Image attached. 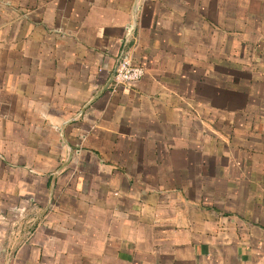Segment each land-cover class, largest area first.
<instances>
[{
  "label": "crops",
  "instance_id": "1",
  "mask_svg": "<svg viewBox=\"0 0 264 264\" xmlns=\"http://www.w3.org/2000/svg\"><path fill=\"white\" fill-rule=\"evenodd\" d=\"M0 264H264V0H0Z\"/></svg>",
  "mask_w": 264,
  "mask_h": 264
},
{
  "label": "rangeland",
  "instance_id": "2",
  "mask_svg": "<svg viewBox=\"0 0 264 264\" xmlns=\"http://www.w3.org/2000/svg\"><path fill=\"white\" fill-rule=\"evenodd\" d=\"M240 44H242V41H241ZM257 44H259V43H256V45ZM256 45L252 46V47H254L253 48L254 53L251 54V57H252V60L257 62V60H255V59H258V57L260 58V54L256 53V50L261 49L262 46L258 45L256 47V49H255ZM252 47H250V48H252ZM240 49H241L240 50V54H242L243 47H241ZM236 57H238V53H237ZM249 57H250V52H249ZM239 61H241V59L236 61V65L238 64V66H240V63H241ZM258 62H260V60H258ZM249 66L251 68H254L253 72L254 71L260 72L259 68L257 66H254L253 64H251ZM249 66H247V67H249ZM76 122H77V120H76ZM82 122H86V121H82ZM20 138L23 139L25 137H20ZM20 138H18V139H20ZM27 138H28V145H29L28 151L27 152H13L12 154H9V158L12 159L13 161H15L16 164H18L21 161H25L26 158L28 159L30 164H32V161H36V159H39V160L41 159L42 161H44V164H45V168H44V171H43L45 177L48 175V173H52L55 170H57V172H61V173L63 171L67 175H73L74 176V173H70V168H68V170H67V168H64V167L58 168V166H60L62 164H67L65 162L68 161V160L81 159V157H83V154L88 155V153H86V152H84L82 150V148L84 146V143L86 141L85 140V136H83V135L82 136H77V137L72 139V141L74 142L75 139L77 138V145L78 146L75 147L76 149H72L70 151L62 149L60 153L53 152V151H48L46 149L48 147V144L46 143L47 141L45 142V144H43L44 142L41 143V144H38L41 139H38L36 136H29ZM61 139H62V142L67 141V136L63 135L61 137ZM98 154H100L99 155L100 157L99 156L97 157L94 154H93V157L101 158L102 154L100 152H98ZM50 162L57 163V164H55L56 168H54L51 164H48ZM60 180H61V182L58 185H56L55 187H53V188H52V186H51V184L49 182L45 185V188H44V190H45V198H42V199H40L38 201L41 206H43V207L45 206L46 209H50L53 206V203L55 202V200H52L53 193L62 192V191H71L72 190L71 184L69 182V178H67V179L65 178V181L63 180V178H60ZM36 187L37 186H35L34 188H36ZM50 192H52L51 195H50ZM49 197L51 199H49ZM60 200H61V202L67 201L66 199H60ZM32 203H36V201H32V202L30 201L29 202L30 205H32Z\"/></svg>",
  "mask_w": 264,
  "mask_h": 264
},
{
  "label": "built area",
  "instance_id": "3",
  "mask_svg": "<svg viewBox=\"0 0 264 264\" xmlns=\"http://www.w3.org/2000/svg\"><path fill=\"white\" fill-rule=\"evenodd\" d=\"M145 74L144 66L132 61L131 57L122 55L114 68L110 79L111 89L116 91L120 87H129L141 79Z\"/></svg>",
  "mask_w": 264,
  "mask_h": 264
}]
</instances>
